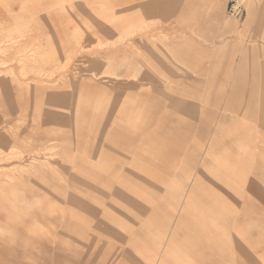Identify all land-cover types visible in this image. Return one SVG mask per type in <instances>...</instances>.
<instances>
[{
    "label": "rangeland",
    "instance_id": "rangeland-1",
    "mask_svg": "<svg viewBox=\"0 0 264 264\" xmlns=\"http://www.w3.org/2000/svg\"><path fill=\"white\" fill-rule=\"evenodd\" d=\"M0 0V264H264V0Z\"/></svg>",
    "mask_w": 264,
    "mask_h": 264
},
{
    "label": "built area",
    "instance_id": "built-area-1",
    "mask_svg": "<svg viewBox=\"0 0 264 264\" xmlns=\"http://www.w3.org/2000/svg\"><path fill=\"white\" fill-rule=\"evenodd\" d=\"M244 2L242 0H230L227 13L232 18H240L244 14Z\"/></svg>",
    "mask_w": 264,
    "mask_h": 264
}]
</instances>
